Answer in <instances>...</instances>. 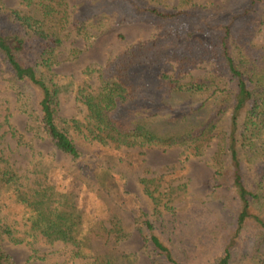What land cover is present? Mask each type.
Masks as SVG:
<instances>
[{
    "label": "trees",
    "instance_id": "obj_1",
    "mask_svg": "<svg viewBox=\"0 0 264 264\" xmlns=\"http://www.w3.org/2000/svg\"><path fill=\"white\" fill-rule=\"evenodd\" d=\"M104 1L113 8V3L119 5L122 21L157 16L158 31L106 64L85 70L74 96L86 104L87 118H72L73 123L101 146L99 153H107L101 148L111 144L182 145L185 156L167 173L139 178L151 211L140 209L133 224L117 212L108 226L88 218L68 191L25 188L16 166L0 153V193L23 207L25 225L0 222V264H17L4 248L2 232L33 251H39L41 241L72 244L77 264H139L135 253L122 248L134 228L141 231L154 264H264V0H224L211 7L193 0H181L178 6ZM21 3L25 8L0 0V74L41 136L80 158L71 120L60 113L65 83L54 68L68 33L65 20L55 0ZM80 10L78 19L108 14L95 7ZM212 12L214 18H209ZM193 16L198 21L189 20ZM205 30L212 33V44L195 35ZM208 63V74L196 73ZM94 71L96 87L90 82ZM193 100L201 104L186 110ZM212 142V199L223 202L235 217L228 222L216 215L199 225L178 217L175 203L184 190L190 193L181 176L189 157L201 155ZM110 161L104 160V166L84 162L82 172L121 206L128 175Z\"/></svg>",
    "mask_w": 264,
    "mask_h": 264
},
{
    "label": "rangeland",
    "instance_id": "obj_2",
    "mask_svg": "<svg viewBox=\"0 0 264 264\" xmlns=\"http://www.w3.org/2000/svg\"><path fill=\"white\" fill-rule=\"evenodd\" d=\"M3 1L10 7L25 8L21 0ZM152 1L164 6H178L181 0ZM193 1L208 4L209 7L213 3L217 5L224 2V0ZM104 3H106L104 0H55L56 6L59 7L58 14L64 18L68 30L58 50L59 62L54 67L61 81L65 83L59 96L60 113L71 120L68 124L69 129L81 150V157L73 158L67 155L41 136V131L34 119L20 109L15 91L1 74L0 153L5 154L16 166V171L25 188L34 190V188L46 189L54 186L57 193L68 191L71 193L69 198L75 199L77 203L75 205L81 207L88 218L100 219L110 226V220L116 216L117 212L125 215L126 220L133 224L140 209L151 211V199L147 195L143 196V185L139 178L141 180L144 176H157L175 168L185 156V147L182 145L117 147L111 144L112 148L109 146L101 148L108 151L107 153H99L98 149L101 146L92 143L87 138L84 128L80 131L73 123L72 118L82 122H85L87 118L86 104L78 101L74 96L77 83L86 76L85 70L106 64L122 54L129 45L141 40L147 41L155 31H158L157 16L122 21L117 16L121 10L119 5L113 3L115 6L113 8ZM94 7L107 9L108 14L97 18L89 14L78 19L77 14L81 8H84L82 12L87 13ZM136 13L133 12V14ZM209 18H214L213 12ZM189 20L198 21V18L193 16ZM195 35L203 38L208 44H212L213 36L210 31L196 32ZM211 66L212 64H205L196 73L206 75L210 72ZM90 82L94 87L99 84L96 71L92 73ZM197 101L188 103L186 110L190 111L191 106L196 107L201 104ZM214 153L215 145L212 142L205 147L201 155L189 157L191 159L188 161V166L182 170V179L189 182L187 186L190 193L184 190L175 204L179 206L178 217L185 215L191 223L195 221L196 224L201 225L202 222L205 223L208 218L216 215L228 222H232L235 217L223 202L212 199L214 167L210 159ZM109 158L117 169L128 175L124 185L126 203L124 202L121 206H116L107 196L106 191H101L82 172L81 165L84 162L104 166V160ZM48 191L51 192V190ZM12 201L7 194L0 193V222L6 219L23 228L25 226L21 218L23 207ZM164 217H167V212ZM132 232L134 233L124 241L125 247L122 246V248L127 252L135 253L137 258L139 257V264H154L145 249L141 231L134 228ZM186 233L189 235L191 230H187ZM2 238L4 248L17 264H77L78 262L73 259L75 257L73 245L61 240L41 241L36 246L39 251H33L30 245L15 243L4 232H2Z\"/></svg>",
    "mask_w": 264,
    "mask_h": 264
}]
</instances>
